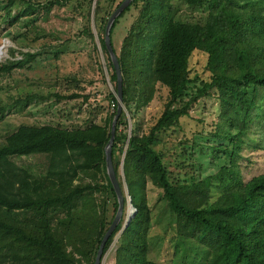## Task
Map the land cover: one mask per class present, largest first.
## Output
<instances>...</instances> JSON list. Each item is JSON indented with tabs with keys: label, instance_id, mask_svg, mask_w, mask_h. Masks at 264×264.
<instances>
[{
	"label": "trees",
	"instance_id": "1",
	"mask_svg": "<svg viewBox=\"0 0 264 264\" xmlns=\"http://www.w3.org/2000/svg\"><path fill=\"white\" fill-rule=\"evenodd\" d=\"M3 1L7 11L1 19L11 25L41 9L72 5L84 19L79 35L94 38L95 25L114 90L107 97L113 109L103 123L74 128L24 124L0 138V264H94L119 206L106 159L118 110V74L106 28L124 0ZM17 2L25 9L11 16ZM130 11L136 17L118 49L115 31ZM25 38L28 32L19 33L14 42L30 48L31 43L20 41ZM111 41L123 77V102L132 120L129 130L125 111L118 119L113 164L121 188L127 183L137 209L118 239L116 264H153L149 184L162 191L175 219L172 264H264V145L257 136V128L264 129V0H132L115 19ZM197 51L206 56L207 77L193 75L190 64ZM39 54L10 50V57L0 63V75L12 74ZM159 84L167 89L162 109L141 131L136 112L154 99ZM206 96L219 99L220 113L211 130L203 126L197 133L215 139L200 145L210 150L209 164L216 169L199 179L192 173V181L175 180L165 163L162 135L182 130L183 119ZM34 99L28 95L25 102ZM6 110L0 106V114ZM196 144L194 140L189 149L195 152ZM249 152L256 155L253 167L259 172L245 179L242 159ZM32 156L37 160L29 164L15 160ZM202 159L197 156L189 166L203 167ZM96 190L114 198L103 220L77 211Z\"/></svg>",
	"mask_w": 264,
	"mask_h": 264
},
{
	"label": "rangeland",
	"instance_id": "2",
	"mask_svg": "<svg viewBox=\"0 0 264 264\" xmlns=\"http://www.w3.org/2000/svg\"><path fill=\"white\" fill-rule=\"evenodd\" d=\"M120 1L122 0H116V3L118 4ZM5 4L3 0H0V49L6 43H8V47L5 54L0 53V63L10 57L12 49L17 55L20 54V49L40 52V54L35 60L16 69L12 74L0 75V106L7 107L5 114H0V138L13 133L24 124L43 125L49 123L74 128L86 127L93 122L103 123L106 115L113 109V103H110V99L107 97L114 90V86L109 74L111 67H108L105 60L95 25L94 38L79 35L84 27V19L73 11L70 4L55 5L50 10H38L32 15H24L11 25L1 19L6 16ZM24 9L25 4L17 2L10 14L18 16ZM188 12L191 11L188 10ZM198 14L199 12H196V15ZM135 17L136 12L130 11L121 19L116 28L115 44L118 49H120ZM25 32L29 33V38L20 41L25 44L26 42L31 43L30 48H22L23 44L14 42V37L17 34ZM32 37H38V40L34 41L31 39ZM96 43L98 47H96ZM206 63L207 59L204 53L195 52L190 64L193 75L200 74L207 77L209 73L206 71ZM28 95H34L35 99L26 104ZM166 95L167 89L160 84L157 85L154 99L136 112V122L140 123L141 131L160 114ZM17 100L19 101L16 102ZM123 111L127 115L128 128L131 130L132 120L126 106ZM219 113V99L216 96L203 97L192 109L191 116L183 119L182 130L162 135L166 145L165 163L174 173L175 180L192 181V173L199 179L207 172L216 169L213 164H209V159L212 156L210 150L203 149L200 145V142L214 143L215 139H208L197 132L198 130L202 131L203 126L207 131L211 130ZM202 121L204 122L202 123ZM257 130V136L262 138L260 142L264 145V129L257 128ZM185 139L190 141L179 143ZM194 140H197V144L194 146L195 152L193 149L192 152L189 146ZM161 145V142L158 143L159 148ZM185 149H188L189 152L187 153ZM200 155L203 156L201 161L204 166L200 167L197 164L191 168L189 163ZM255 158L256 155L249 152L242 159L244 170H246L245 179L259 172L258 166L253 167V164L257 162ZM15 160L19 163L29 164L37 159L32 156L28 158L15 157ZM183 163L185 166H182ZM121 173L124 176L122 165ZM124 189L130 199L127 183H124ZM147 189L148 202L153 210L150 232L151 260L153 264H172L176 242L175 219L168 211L162 191L152 184H149ZM92 193V197L84 203H80L77 209L78 214L103 220L108 214L107 207L109 205L111 208L110 204L114 198L102 190ZM128 208L129 206L126 205L123 224ZM136 211L134 208V215ZM121 233L120 230L115 236L102 264H116V245Z\"/></svg>",
	"mask_w": 264,
	"mask_h": 264
},
{
	"label": "water",
	"instance_id": "3",
	"mask_svg": "<svg viewBox=\"0 0 264 264\" xmlns=\"http://www.w3.org/2000/svg\"><path fill=\"white\" fill-rule=\"evenodd\" d=\"M131 1L132 0H124L119 5V7H117L115 9V11L112 13V15L109 18L107 28H106V44H107V47H108V50L110 52L112 61L114 63V66H115L117 74H118V91H117L118 110H117V113L113 119L111 138H110V140L106 146V159H107L108 173H109L110 179L114 185V188L116 190V193L118 196L119 206H118V211L116 213V216H115L112 224L110 225L109 229L107 230V232H106V234H105V236H104V238L100 244V247H99V250H98L94 264H102L103 258L105 256V254H104L105 245H106L109 237L113 233V231L116 229V227L122 221V218H123L124 212H125V206L131 205L132 207H134L136 209V207L132 203V199L131 198L128 199L127 194L125 192V189L123 190L121 188L119 178H118L116 171H115V168H114L113 157H112L113 143H114V138H115L116 131H117V123H118V119H119L120 115L122 114L123 110L125 109V104L123 102V77H122V73H121L119 59L117 57V54L114 51L112 41H111V28H112V25H113L115 19L131 3ZM3 48H4V46L0 49V52L3 50ZM124 154H125V152H124ZM123 160H124V155L122 158V170H123ZM133 216H134V214H133ZM132 217L125 219V222L121 228V231H124L125 228L129 225Z\"/></svg>",
	"mask_w": 264,
	"mask_h": 264
},
{
	"label": "bare ground",
	"instance_id": "4",
	"mask_svg": "<svg viewBox=\"0 0 264 264\" xmlns=\"http://www.w3.org/2000/svg\"><path fill=\"white\" fill-rule=\"evenodd\" d=\"M7 47H8V43H6V45L4 46L3 50L0 53L5 54L7 51L6 50ZM133 214H134V208L131 205H129L126 218H131L133 216Z\"/></svg>",
	"mask_w": 264,
	"mask_h": 264
}]
</instances>
